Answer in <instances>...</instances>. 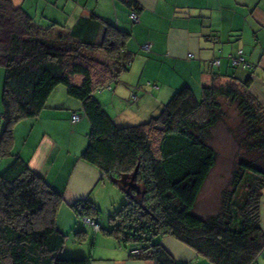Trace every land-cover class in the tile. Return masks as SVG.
<instances>
[{
	"label": "trees",
	"instance_id": "1",
	"mask_svg": "<svg viewBox=\"0 0 264 264\" xmlns=\"http://www.w3.org/2000/svg\"><path fill=\"white\" fill-rule=\"evenodd\" d=\"M124 1L138 13L135 1ZM58 27L56 22L42 27L13 0H0V65L6 71L0 154L9 153L13 125L38 116L63 84L81 100L91 122L83 159L111 179L139 167L138 182L145 191L126 195L106 219L91 197L82 198L72 204L79 219L89 218L136 258L156 264H188L164 247V235L216 264H259L264 251V104L251 92L250 77L214 73L200 97L186 84L149 120L119 125L96 92L119 82L133 62L126 49L129 32L96 16L79 19L72 28ZM57 29L61 33L54 35ZM220 125L238 145V161L218 209L199 215L195 209L219 159L210 141ZM62 202L63 193L22 159L0 171L2 264H91L90 256L62 254L66 235L56 225Z\"/></svg>",
	"mask_w": 264,
	"mask_h": 264
},
{
	"label": "crops",
	"instance_id": "2",
	"mask_svg": "<svg viewBox=\"0 0 264 264\" xmlns=\"http://www.w3.org/2000/svg\"><path fill=\"white\" fill-rule=\"evenodd\" d=\"M133 1L138 4L137 22L130 16L132 6L124 0H13L45 28L54 22L57 28H72L79 19L96 16L129 32L126 49L134 59L121 73L117 82L121 85L110 92H96L110 115L109 106H117L123 113L119 120L111 115L119 125L149 120L152 112H159L186 84L200 97L203 86L213 82L214 73L233 74L240 80L250 77L251 92L264 104V0ZM145 44L151 48L146 49ZM240 57L244 61L236 66L234 58ZM5 74L0 65V143L5 131ZM65 88L58 85L52 91L38 116L13 125L9 153L0 154V171L22 159L63 193L56 225L66 235L67 246L62 252L66 250L67 255L90 256L91 264H156L136 258L114 234L77 218L72 204L82 198L91 197L110 212L120 206L126 194L111 177L83 159L91 122L81 100ZM130 109L133 113L128 114ZM74 113L81 114V119L73 120ZM261 225L264 229V192ZM161 243L178 261L216 264L171 235L161 236ZM262 255L264 251L259 264H264Z\"/></svg>",
	"mask_w": 264,
	"mask_h": 264
},
{
	"label": "rangeland",
	"instance_id": "3",
	"mask_svg": "<svg viewBox=\"0 0 264 264\" xmlns=\"http://www.w3.org/2000/svg\"><path fill=\"white\" fill-rule=\"evenodd\" d=\"M58 33H61L60 29L53 31L54 35H56ZM119 84L120 83L112 82L111 83V89L106 87V88H103V90H100V92L105 91V90H108V92H110L112 89L116 88L117 85H119ZM60 86L66 87L63 84H61ZM65 90L68 92L67 87L65 88ZM77 100H79V99H77ZM150 106H154L153 101L150 102ZM109 107L108 108L111 111V115H113L118 120L122 119L121 115H123V113L120 112V110L117 106H114V108L112 106H109ZM125 107H127V104L125 105ZM127 109H129V108H127ZM143 112H144V110L141 111L142 114H143ZM159 112H158V110H156L155 112H152V114L156 115ZM232 112H233V109L231 108L230 113L233 114ZM127 113L131 114V113H133V110L132 109L127 110ZM148 113H149V111L148 112L146 111V115ZM152 116H149V118H151ZM210 142L218 150L219 159H218L217 166L212 171L210 178L208 179L207 183L205 184V186L202 190L200 200L198 202L197 208L195 209L196 213L199 215H201V214L206 215V214L212 213L218 209L219 203H220L221 190L226 185L228 179L230 178V176L232 174V170L235 167V163L238 161L237 160L238 156H236V153L239 152V147L236 144L235 140L232 138L231 133L226 129V127L224 125H220L219 127H217L214 130V135H213ZM88 144H89V142H88ZM102 209H103V215H106V218H108V213H109L108 212V210H109L108 206L102 207ZM77 218H78V216H77ZM106 218H104V219H106ZM65 246H67V245H65ZM66 253H67V251L63 250L62 254L67 255ZM262 257H264V255H262Z\"/></svg>",
	"mask_w": 264,
	"mask_h": 264
},
{
	"label": "water",
	"instance_id": "4",
	"mask_svg": "<svg viewBox=\"0 0 264 264\" xmlns=\"http://www.w3.org/2000/svg\"><path fill=\"white\" fill-rule=\"evenodd\" d=\"M138 169L137 167L131 173L122 174L120 177L112 178V181L115 182L124 192L126 195L135 196L134 192H136L137 196L145 194L142 185L138 182Z\"/></svg>",
	"mask_w": 264,
	"mask_h": 264
},
{
	"label": "built area",
	"instance_id": "5",
	"mask_svg": "<svg viewBox=\"0 0 264 264\" xmlns=\"http://www.w3.org/2000/svg\"><path fill=\"white\" fill-rule=\"evenodd\" d=\"M130 16H131L132 21H134V22H137V21L139 20L138 13H137L136 11H133V12L131 13ZM144 47H145L146 49H150V48H151V44H145ZM242 61H244L242 57H240V58H234V64L241 63ZM216 63L218 64L219 61H217ZM73 119H74L75 121H78L79 119H81V115L78 114V113H74V114H73ZM85 220H86L87 222L91 223V224H95V223H93L89 218H86ZM94 226H95V228H99V225H98V224H95ZM132 253H134V254H139V253H141V250H139V249H134V250L132 251Z\"/></svg>",
	"mask_w": 264,
	"mask_h": 264
}]
</instances>
